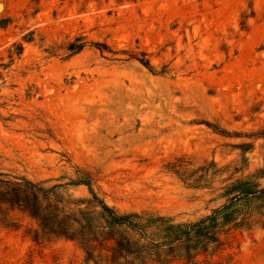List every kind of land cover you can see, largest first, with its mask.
Returning a JSON list of instances; mask_svg holds the SVG:
<instances>
[{
    "label": "rangeland",
    "instance_id": "374dc122",
    "mask_svg": "<svg viewBox=\"0 0 264 264\" xmlns=\"http://www.w3.org/2000/svg\"><path fill=\"white\" fill-rule=\"evenodd\" d=\"M83 173L146 251L1 204L0 264H264V0H0V180Z\"/></svg>",
    "mask_w": 264,
    "mask_h": 264
},
{
    "label": "trees",
    "instance_id": "16d2710c",
    "mask_svg": "<svg viewBox=\"0 0 264 264\" xmlns=\"http://www.w3.org/2000/svg\"><path fill=\"white\" fill-rule=\"evenodd\" d=\"M86 44L87 42L83 41V38L77 37L68 44L67 49L74 54ZM91 44L97 46L99 50L106 48V45L100 43ZM139 61L151 68L147 60L139 59ZM71 184L86 186L91 198L74 199L66 191L60 189V185L45 186L42 182H33L24 177H14L12 180H0V205L8 204L11 208L17 207L24 210L42 228H46L49 233L55 236L83 244V241L88 243L94 240L95 234L101 235L103 229L107 227V231L104 233L114 239L117 251L135 256L146 251L144 245L131 240L120 231L112 232L108 228L115 225H126L132 229H140L137 221L116 214L111 207L99 199L89 175L83 173L71 180ZM241 192L250 193L248 191ZM82 205H85L84 208L81 207ZM93 216L99 218L105 216L106 218L103 220L110 226L98 225ZM135 218L139 219L137 216ZM188 232L186 230L185 234H189ZM92 234L93 236H90ZM37 239L36 235L35 240ZM158 246L154 243V247Z\"/></svg>",
    "mask_w": 264,
    "mask_h": 264
}]
</instances>
